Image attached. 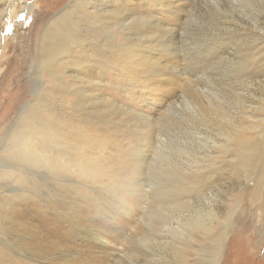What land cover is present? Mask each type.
Segmentation results:
<instances>
[{
    "label": "rangeland",
    "instance_id": "1",
    "mask_svg": "<svg viewBox=\"0 0 264 264\" xmlns=\"http://www.w3.org/2000/svg\"><path fill=\"white\" fill-rule=\"evenodd\" d=\"M70 1L12 0L8 7L0 5V142L32 99L40 34ZM128 2L122 7L148 16L156 23V43H166L162 51L148 47L149 55L156 59L160 54V61L166 57L170 64L154 63L151 75L141 67L147 64L143 60L131 69L118 66L117 73L105 72L101 79L96 68L89 71L95 81L88 92L110 105L102 115L91 110L89 118L80 119L91 136L89 145L98 147L88 150L95 161L86 164L99 177L87 172L81 178L71 176L76 182L68 183L73 193L67 198L53 197L56 190L39 193V227L32 228L39 232V252L34 259L50 264L51 253L57 255L60 247L74 256L73 264H125L128 250L137 249L136 238L146 233L149 213L166 195L162 187L169 181L161 182L168 175L161 167L169 160L189 180L182 185L187 190L178 195L182 206L212 208L218 217L212 233L227 229L223 264H264V179L261 186L257 181L264 178L259 135L264 119V0ZM157 25L169 28L170 34L158 32ZM122 39L120 35L116 41L130 44ZM66 71L78 73L73 65ZM54 95L50 93L57 101ZM223 129L236 136L233 153V148L219 147ZM206 136L214 143L203 148ZM39 181L55 180L39 175ZM2 228L8 231L6 225ZM95 233L113 240V247L95 242ZM24 238L16 246L33 255L32 239ZM47 250L48 260L42 259ZM0 252L4 256L5 248Z\"/></svg>",
    "mask_w": 264,
    "mask_h": 264
},
{
    "label": "bare ground",
    "instance_id": "2",
    "mask_svg": "<svg viewBox=\"0 0 264 264\" xmlns=\"http://www.w3.org/2000/svg\"><path fill=\"white\" fill-rule=\"evenodd\" d=\"M151 1L144 0L147 5H151ZM11 2L0 0V5L9 6ZM126 3L131 5L128 0H121L118 5L115 0H71L46 24L40 34L38 72L30 87L32 99L19 110L0 142V250L5 248L4 256L0 252V256L4 257L0 264H39L34 259L39 252V232L32 230L39 227V193L50 195V191L56 190L53 197L67 198L73 193L68 183L76 182L71 176L81 178L87 172L99 177L86 164L95 161L88 150H96L98 147L89 145L91 136L84 127L86 122L81 120L89 118L92 111L95 116L104 114L110 105L98 93L95 95L88 92L92 86L90 82L95 81L89 76V71L96 68L101 79L105 72L117 73L120 70L118 66L131 69L139 60L147 63L140 64L147 74L153 71L151 67L154 63L170 64L166 57L160 61V54H156V59L149 55L148 47L159 46L162 51V44L166 45L156 43L153 36L156 23L150 21L148 16L142 17L130 10L126 11V7L121 5ZM157 26L160 27L158 32L170 34L167 30L169 28ZM120 35L125 39L121 41H130V44H119L116 40ZM165 53L170 55L171 51L165 50ZM73 54L81 56L80 59H75ZM104 62L110 66H104ZM68 65H73L78 73L68 74ZM52 92L58 96L57 101L50 96ZM50 99L53 100L52 107ZM87 110L89 112L86 114ZM71 115L75 119L73 123H70ZM262 122V130L260 134L257 133L262 136L264 144V119ZM80 124L83 127L80 128ZM258 127L253 126L252 130ZM219 135L224 143L219 147L226 151L233 148L232 153L235 152L231 143L236 136L228 129L221 130ZM210 143H214L213 139L206 136L202 147L208 148ZM247 147V144L244 145L243 150ZM203 156L204 159L206 157V163L209 156ZM171 165L168 160L166 167H161L168 175L161 182L169 181L162 187L166 195L163 194L155 210L149 213L145 222V235L136 238L139 251L128 250L124 263L223 264L227 229L212 233L218 220L212 208L193 210L190 206H182L184 202H179L178 195L187 190L182 185L189 180L178 175ZM39 167L45 169L39 170ZM65 169L70 171L66 172ZM39 175L44 181H55L44 184L39 181ZM59 177L61 179L57 180ZM263 179L257 180L260 186ZM77 185L88 188L84 184ZM5 225L8 231L2 230ZM34 231L35 234H32ZM24 236L32 239L33 255H28L16 246V240L24 242ZM95 239L103 248L113 247V240L105 238L102 233H95ZM56 254L51 253L48 260L46 258L50 254L47 250L41 258L50 264H73L74 256L68 250L59 247ZM137 254L141 256L140 261L135 260Z\"/></svg>",
    "mask_w": 264,
    "mask_h": 264
},
{
    "label": "snow or ice",
    "instance_id": "3",
    "mask_svg": "<svg viewBox=\"0 0 264 264\" xmlns=\"http://www.w3.org/2000/svg\"><path fill=\"white\" fill-rule=\"evenodd\" d=\"M9 31H11V29L9 28Z\"/></svg>",
    "mask_w": 264,
    "mask_h": 264
}]
</instances>
